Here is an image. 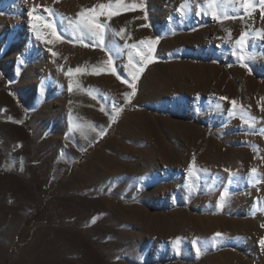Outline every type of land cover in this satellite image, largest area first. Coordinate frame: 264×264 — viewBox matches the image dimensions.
<instances>
[{"label":"rangeland","instance_id":"obj_1","mask_svg":"<svg viewBox=\"0 0 264 264\" xmlns=\"http://www.w3.org/2000/svg\"><path fill=\"white\" fill-rule=\"evenodd\" d=\"M209 3L0 0V264H264L262 5Z\"/></svg>","mask_w":264,"mask_h":264},{"label":"snow or ice","instance_id":"obj_2","mask_svg":"<svg viewBox=\"0 0 264 264\" xmlns=\"http://www.w3.org/2000/svg\"><path fill=\"white\" fill-rule=\"evenodd\" d=\"M260 2L262 5V16H264V0H260ZM214 3H215V0H210L209 6L210 7L213 6ZM239 3H240V6L246 12H248V10L250 8L254 7V5L251 3V0H239ZM106 7L110 9L112 7V5L109 4V5L105 6V5L101 4L99 6V8H100L99 15L105 14V8ZM184 7H185V5L182 4L180 11H183ZM35 10H36V6H34L33 9L30 10L29 14L32 15V13L35 12ZM44 10L46 12H51V9H48V8H45ZM96 12H97L96 8L81 9V11L77 13V19L75 21H70V24L73 25L74 30H79L81 32H85V31L90 32L92 35L96 36L102 42L103 33H104V30L107 27V25H102V24L96 22L97 17H96V15H94ZM114 14H118V13H112V12L108 13L109 17L111 15H114ZM214 15H215V13H214ZM49 27H51V26L49 25ZM123 31L124 30L121 29V32H123ZM53 35L56 36L57 39H59V36L55 33V30H53ZM245 35H246L245 33L241 34V39L237 41L238 44H240L245 39ZM141 43H143V41H141ZM152 43H155V41H153ZM132 47H136V46L133 45ZM149 51H152V49H149ZM53 55H55V53H53ZM137 55L143 56L144 54L142 52H137ZM241 59H243V57H241ZM106 63L111 64V57L109 58V60ZM75 71L79 72V71H81V69L77 68ZM71 72H72V70L69 69V73H71ZM132 79H133V81L138 79V77L135 73L132 74ZM130 87L133 88V93H134V91H135L134 83L131 84ZM69 90H71V84L69 85ZM125 95L127 96L130 94H125ZM232 103H233V105H235V101H232ZM252 172L255 173L256 170L253 169ZM224 196H225V194L222 193L221 194V201H223ZM221 235L222 234H220V233L215 234L216 237H220ZM174 243H178V240ZM261 245L264 246V239L261 240ZM197 251H199V250H197Z\"/></svg>","mask_w":264,"mask_h":264},{"label":"bare ground","instance_id":"obj_3","mask_svg":"<svg viewBox=\"0 0 264 264\" xmlns=\"http://www.w3.org/2000/svg\"><path fill=\"white\" fill-rule=\"evenodd\" d=\"M240 27V26H239ZM68 51V50H67ZM52 52V51H51ZM51 52H49V54L51 53ZM63 56V55H62ZM50 57V56H49ZM66 57V59L67 60H69V61H73L74 62V59H75V57H73V55L72 54H68L67 56H65ZM63 58V57H62ZM57 59V58H56ZM54 61V60H53ZM56 61V60H55ZM68 62V61H67ZM75 63V62H74ZM54 65V64H53ZM139 101H141V99L139 98ZM264 112V111H263ZM137 114H139V113H137ZM141 115V114H140ZM150 119H152V118H150ZM150 119H148V118H146V116H144V118H138V119H136L137 121H135L134 123H133V125H129V126H127L125 129H121L120 130V132L118 131V135H117V137L118 138H120V137H124L125 135H131V136H133V138L135 137V135H136V133H135V130H137V129H139V131H141V132H144L145 131V129H147L146 128V126H148V123H151V122H153V120L151 121ZM157 120L160 122H162V123H165V122H168V123H171V121H169V120H161L160 119V117L158 118L157 117ZM149 125H151V124H149ZM153 125V124H152ZM135 126H139V127H135ZM124 127H125V125H124ZM178 136V135H177ZM150 141V140H149ZM164 159V158H163ZM225 160V159H224ZM226 160H228V159H226ZM232 160V159H231ZM241 160L242 159H233V161L232 162H241ZM256 160V159H255ZM264 160V159H263ZM259 162V161H258ZM108 163L110 164V162L108 161ZM231 163V162H230ZM106 164H107V161H106ZM109 164H107V165H109ZM233 164V163H232ZM231 164V165H232ZM261 166V165H260ZM263 172V171H262ZM262 181L263 180H261L260 181V183H262ZM260 189V188H259ZM249 221V220H248ZM246 223V222H245ZM246 225H248V224H246ZM254 225V224H253ZM253 225H251V227L253 226ZM244 226V225H243ZM247 227V226H246ZM254 228V227H253ZM256 228V227H255ZM243 229V228H242ZM248 233H249V231H251V230H254V229H252V228H246L245 229ZM256 230V229H255ZM254 230V231H255ZM245 233V232H244ZM217 261V260H216ZM230 262V261H229ZM232 264V263H231Z\"/></svg>","mask_w":264,"mask_h":264}]
</instances>
